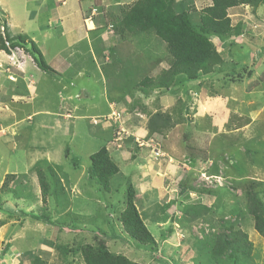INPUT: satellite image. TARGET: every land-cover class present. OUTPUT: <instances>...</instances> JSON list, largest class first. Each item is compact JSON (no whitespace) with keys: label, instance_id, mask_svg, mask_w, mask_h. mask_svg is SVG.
<instances>
[{"label":"rangeland","instance_id":"1","mask_svg":"<svg viewBox=\"0 0 264 264\" xmlns=\"http://www.w3.org/2000/svg\"><path fill=\"white\" fill-rule=\"evenodd\" d=\"M59 2L31 0L26 7L18 2L13 11L14 32L25 31V37L35 42L44 61L55 69L62 66L63 70H57L59 73L45 71L27 57L24 77H17L16 81L7 73L0 77V185L7 173L16 174L19 178L10 186L20 185L23 195H1L5 206L0 209V219L13 221L20 211L30 214L46 211L53 219H70L65 210L58 206L55 208L53 198H47V203L42 199L33 166L39 160L47 159L62 167L60 177L71 201L70 208L80 215V220L76 221L79 242H93L98 235V243L143 264H236L229 260L210 261L207 241L203 239L213 223L218 226L220 218H230L229 204L239 201L242 206L241 225L253 242L250 264H264V237L254 229V219L248 214L242 195L243 188L250 181H262L257 189H264V51L261 52L264 50V6L257 9L240 6L231 10L233 22L243 19L247 33L238 37L231 48L222 51L225 67L243 66L249 62L250 55L256 58V72L252 78L243 83H229L220 80L218 74L212 75L213 72L167 92L157 89L144 93L134 89L133 81L127 75L113 70L125 65V57H130L132 61H144V73L156 75L169 67L170 57L164 42L154 38L153 42L147 43V48L154 46L155 54L152 52L151 56L143 51L145 42L140 44L139 36L132 39L130 36L128 41L115 43L116 52L123 54L124 59L111 66L108 62L106 68L109 66L111 71L104 76L99 62H103L102 59L91 58L88 51L91 41L84 38L71 47L68 36L55 30L54 27H62L57 24V8L52 7ZM211 2L195 0L194 19L199 17L201 8ZM0 13L4 14L1 10ZM114 36L113 32H108L104 37L114 42ZM97 38L95 36L94 40ZM215 42L221 51L219 39ZM138 76L142 77L136 75V81ZM127 97L129 106L122 111L115 102ZM183 104L187 111L182 110L183 115L180 113L179 116L177 108ZM158 109L176 115L174 120L178 122L158 135V139L153 136L157 141L153 142V150L146 146L141 150L139 145L147 142L138 136L133 148L131 145L122 159L114 150L111 151L121 172L110 180L111 192L100 190L89 179L91 155L104 145L110 147L112 134L116 136L119 128L118 120L126 136L133 124L137 121L145 123L148 115ZM116 112L119 118H115ZM186 128L195 132L193 139L200 140L202 146L207 140L209 162L199 158L198 165L193 166L188 161L183 144ZM139 141L145 143L139 144ZM120 144L119 148H126L127 141ZM132 153L141 154L133 160ZM172 156L187 161L194 175L175 171L171 161L176 164V158ZM130 169L137 174L130 178L139 189L136 205L157 240L152 250L142 247L145 250L142 251L134 239L125 234L119 221L125 207L126 174L131 173ZM211 172H219L223 179H215L210 176ZM158 173L162 178L167 177L166 180L171 177V180L167 183L160 178L153 182V188L158 191L150 190V184H147L149 176L153 181ZM185 183L195 187L194 190L184 187L190 193L184 200L186 204L205 203L213 207L212 212L198 221L191 222V216L184 214L185 208L179 204L181 199L175 200L181 192L180 185ZM198 189H213L215 193L202 194ZM173 190L178 192L171 194ZM57 228L35 220L31 215L22 216L20 223L0 226V264H29L28 253L33 251L48 264H84L79 255L71 260L57 248L59 243L67 242L65 235L71 231L64 228L65 235H60ZM151 252L153 255L150 257Z\"/></svg>","mask_w":264,"mask_h":264},{"label":"trees","instance_id":"2","mask_svg":"<svg viewBox=\"0 0 264 264\" xmlns=\"http://www.w3.org/2000/svg\"><path fill=\"white\" fill-rule=\"evenodd\" d=\"M211 1V4L201 8L199 17L196 19L193 16L195 15L193 12L196 10L195 0H135L131 4L121 7V16L116 22L112 23V32L122 40L128 35L133 38L139 36L140 44L145 42L142 48L143 51H147L148 56H151L152 52L155 54V50H153L154 46L147 48V43L150 40L153 42L154 38L159 39L166 45L170 57L169 67L161 69L154 76L144 73L146 71L144 61L139 62L136 60L135 63L132 61L131 66H122L121 70H124V73L130 71L129 73L132 74L134 89L137 88L144 93H151L157 89L167 92L173 87L184 85L185 82L213 72L212 75L218 74L220 80L229 83H243L246 79L253 77L256 72L254 65L257 61L256 58L250 55L249 62L243 66L238 67L236 65L238 63H234L236 66L225 67L226 60L222 55V51L226 50V48H231L238 37L246 36L245 34L247 33L245 21L240 19L234 23L229 10L239 6H250L253 9H257L264 6V0ZM149 35L151 37L148 38ZM215 39H219V42H221V51ZM101 45L99 49H96V54L105 51V55L110 58L112 65L117 60L122 61L124 59L123 54L116 52L117 48L108 40H105ZM0 48L8 53L17 48H24L32 55L34 61L41 69L59 73L44 61L42 53L33 40L26 39L22 33H11L7 17L1 13ZM263 51L262 49L261 52ZM126 59L127 57H125ZM139 74L142 77L140 79L138 76L139 80L136 81L135 77ZM178 104H180V101ZM184 106L185 104L183 106L178 105L177 111L179 113H176L179 116L180 113L183 115L182 110L187 111V106ZM175 116L171 112H164L158 109L148 115L146 129L151 135L164 134L178 122L177 119L174 120ZM195 135L194 131L187 128L183 135L186 157L193 166L198 165L197 160L199 158L203 162H207L209 159L207 140L206 144L202 146L200 140L195 141L193 139ZM200 136L198 134V137ZM135 157L136 154H133L132 158ZM33 170L39 180L43 201L47 203V198H50V200L53 198L55 208L58 206L60 209L65 210V215L70 217V219L66 221L61 220L60 217L53 219L48 216L49 213H46V211L41 214H30L20 211L17 220L21 221L22 216L31 215L35 220L58 227L57 231L60 232V235H65L64 228L71 229L65 235L67 242H61L57 247L71 260L79 255L84 264H143L123 252H115L108 246L98 243V235H96V239L93 242L91 240L79 242L78 234H76V229H78L76 221L80 220V215L70 208L71 201L60 177L62 167L44 159L39 160L33 166ZM120 172L119 164L114 160L106 145L91 155V166L88 170L89 179L98 185L100 190L111 192L110 180ZM18 178L19 176L16 174L7 173L2 185H0V209L5 206V201H1L3 193H13L16 197H23L20 192V185L10 186V183H16ZM127 179L125 207L120 214L119 221L125 234L134 239L140 249L143 247L152 250L153 246L157 244L156 237L148 227L146 218L143 217L136 205L135 199L139 190L131 181L130 176ZM262 184V181L248 182L243 188L242 195L247 204V212L254 219V229L264 237V189H257ZM185 186H189L190 190H194L193 188L195 187H191L187 183L181 184V192L179 193L181 199L179 204L185 208L183 213L191 216V222L198 221L206 213L213 211V207L205 203L186 204L184 200L190 193L184 188ZM198 190L202 194L213 195L215 193L213 189ZM30 195L31 193L27 197ZM175 200H177V197H175ZM241 207L239 201L236 204H229L230 218L226 220L220 218L221 224L218 226L217 223H213L212 228H210L205 239H203L207 241V252H209L208 258L210 261L229 260L236 264H250L253 242L241 225ZM72 218L76 220L74 221ZM8 222V219H0V226ZM197 252H200L199 249ZM28 255L30 256L29 264H48L35 251L28 253ZM152 255L151 252L149 256L151 257Z\"/></svg>","mask_w":264,"mask_h":264},{"label":"crops","instance_id":"3","mask_svg":"<svg viewBox=\"0 0 264 264\" xmlns=\"http://www.w3.org/2000/svg\"><path fill=\"white\" fill-rule=\"evenodd\" d=\"M29 1H31V0H0V10L4 13L3 16L7 17V22H8V25H9V28H10V31L12 34H18V33L19 34L20 33L25 34V31H23L22 29L19 30L20 32H18V33L14 32L15 24H14V20H13V17H14L13 11L16 10L15 5H18L17 4L18 2L24 3V5H25L24 7H26V4H28ZM60 1L61 2L56 4V6H52L55 9L57 8L56 9V13H57L56 15H57V17L59 16L57 18L59 20V22L57 24H60L62 26V27H54L55 30L57 32H62V33H64V35L68 36L70 43H71L70 44L71 47L78 45L82 41V39H84V38H86L88 41H91L92 42L91 46L93 47V49L91 48V46H89L88 51L91 55V58H95V56H96L98 59H102L103 62H101V61H99V62L101 63V68H102V71L104 72V76H105L107 71H111L109 66H108V68H106V66H107L108 62L112 65V61L110 60V58L108 56L105 55V51H101L98 54H96L97 53L96 49H99V47L102 46L101 44H103V42L105 40H108L109 42H111V40L108 37H104L105 34L108 35V32L112 33V30H111L112 23L116 22L120 18L121 13H122L121 7L123 5L131 4L135 0H60ZM209 4H211V3H209ZM235 8H237V7H235ZM235 8H232V9H235ZM93 9H95L96 12L95 11L92 12ZM232 9H230L229 12H231ZM21 10H24V8H21ZM29 17H32V16L29 14ZM114 35L116 36V39L114 42H111L112 45H114L115 43H122L124 41H128V38H130V36L128 35L125 39L122 40L116 34H114ZM95 36L98 38L94 40ZM25 38L29 40V38L27 36ZM130 39H132V36ZM94 42L96 44H94ZM27 57H29V59L36 64L32 55L29 52H27V50H25L24 48H17L16 50H13L10 53H8L5 50L0 48V77L4 73H7L8 76L14 81H16L19 77H24L23 75L25 74V64L27 61ZM133 62L135 63V60H133ZM61 65H62V63H61ZM125 65L126 66L132 65V60L130 59V57H127V59L125 60ZM122 66H124V64L121 65L120 68H118V69L114 68V70L113 69L112 70L114 72H117L118 74H123L125 76L127 75L129 80H132V77L129 76V75H132L129 73L130 71L124 73V70H121ZM60 69L63 70L62 66L59 69H56V71L58 70L60 72ZM80 72H81V70L79 71V73ZM83 91L87 93L86 90H83ZM165 95L167 96V94H165ZM18 97H21V95H18ZM161 98H163V97L161 96ZM126 99L128 101L129 97L123 98V99H118L115 102V104L120 105V109L122 111L127 106H129ZM115 104L114 105L112 104V106H115ZM160 104H163V101H160ZM146 123H147V121H145V123L140 124L139 121H137L136 124H133L130 127L131 128L130 132L127 133L126 136L124 135L125 138H127V140L126 139L124 140V141H127V146L125 145L126 148H123V147L117 148V146L114 144V141H113L114 140V136H113L114 133H113L112 138L110 140V143H111L110 147L107 146L109 151L111 152L114 150L115 153L118 154V156L122 159L124 152L125 151L127 152L128 148L130 149L131 145L133 148V143H134L136 137L138 138V136L143 137L144 139H146V142H147V144H145V145H139L141 147V150H143L145 146L149 147L151 149L153 142L155 140L153 136H155V138L158 139L157 136L161 135V134H154V135L149 134L148 130L146 129ZM146 136H148L149 138L148 137L146 138ZM138 143L143 144L145 142L139 141ZM137 147L138 146H136V148ZM141 150H140V152H141ZM151 150H153V149H151ZM133 154H136L135 158H137V155H140L141 153H132V155ZM176 156L179 157L178 155H176ZM176 156L175 157L172 156V157L176 158V161L173 159L176 164H174L173 161H171V165H173L176 169L175 171H177V170H181L182 172L187 171L191 175L192 174L191 168L190 167L188 168L187 161H182L181 159L177 158ZM135 158H132V159L135 160ZM149 158H150V156H148V159ZM178 159L181 161V163L178 161ZM212 168H210V169H212ZM130 172L131 173L129 175L126 174L127 177L130 176V178H132L135 175H137L134 172H132L131 169H130ZM217 173L219 174V172H217ZM217 173L211 172L210 175L217 176L218 175ZM139 175H140V173H139ZM192 175H194V174H192ZM184 176H186V175H184ZM154 178H153L154 180L152 181V176H149V179L147 181V184L148 183L150 184V187H149L150 190L153 188V182L155 183L156 180H159L162 177L158 173L157 175H155ZM165 178H167V177H165ZM165 178L164 177L162 178L164 180V182L166 181L168 183L171 180V177H170V180H166ZM177 181H178V178H177ZM153 189H157V188H153ZM177 190L171 191V194H174V192H178ZM157 191H158V189H157ZM168 193L169 192H167L166 194H168ZM178 198L180 199V195L177 197V199ZM20 222L21 221L14 219L13 221L8 222L7 224L12 225L15 223H20ZM7 230L9 231V227Z\"/></svg>","mask_w":264,"mask_h":264},{"label":"clouds","instance_id":"4","mask_svg":"<svg viewBox=\"0 0 264 264\" xmlns=\"http://www.w3.org/2000/svg\"><path fill=\"white\" fill-rule=\"evenodd\" d=\"M96 12V10L95 9H93L92 10V12ZM120 116H118V113L116 112L115 113V118H119ZM118 126H119V128H118V131L116 132V136H114V144H117L116 146H118V147H120V143H121V141H124L123 140V136H124V129H120V125H121V122L118 120ZM124 138H125V136H124ZM205 141H206V139H205ZM153 142V141H152ZM154 142H157L156 140H154ZM154 144V143H153ZM153 146V145H152ZM209 147V146H208ZM163 154H165V153H163ZM190 161V160H189ZM191 162V161H190ZM207 162H209V160L207 161ZM206 163V162H205ZM210 176H212V175H210ZM215 179L216 178H219V179H223V177L220 175V174H218L217 176H213Z\"/></svg>","mask_w":264,"mask_h":264}]
</instances>
